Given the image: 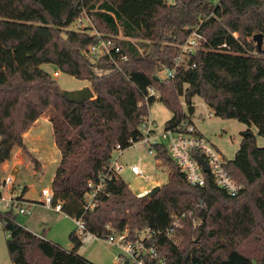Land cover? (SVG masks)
Masks as SVG:
<instances>
[{
	"label": "trees",
	"instance_id": "1",
	"mask_svg": "<svg viewBox=\"0 0 264 264\" xmlns=\"http://www.w3.org/2000/svg\"><path fill=\"white\" fill-rule=\"evenodd\" d=\"M88 12L127 60L87 56L97 35L70 26ZM196 29L205 40L185 57L188 67L175 78H155L162 66H173L180 44ZM234 32L250 49L256 47L254 35H264V0H0V166L15 146L26 150L24 133L47 113L61 152L52 203L82 218L88 231L107 238L112 229L133 234L149 228L157 234L148 244L157 247L164 264H264V254L239 249L252 234L255 213L264 217V147L251 130L227 160L243 185L236 196L220 189L209 173L203 187L190 184L166 147L156 145V158L170 169L156 195L139 196L114 178L98 193V205L86 209L88 182L98 180L116 146L125 150L140 140L139 126L156 101L152 97L150 107L143 102L149 86L173 113L166 128L187 117L180 97L191 104L199 95L216 116L254 124L264 136V57L246 54ZM45 64L90 81L96 97L83 105L67 102ZM26 153L38 170L40 161ZM182 214L183 226L168 234L174 216ZM0 220L14 264H96L78 252L83 242L76 230L70 234L73 247L65 249L18 224L13 210L0 212Z\"/></svg>",
	"mask_w": 264,
	"mask_h": 264
},
{
	"label": "rangeland",
	"instance_id": "2",
	"mask_svg": "<svg viewBox=\"0 0 264 264\" xmlns=\"http://www.w3.org/2000/svg\"><path fill=\"white\" fill-rule=\"evenodd\" d=\"M70 28H88L89 33L92 34H101L108 30L99 19L95 18L94 12L85 13L82 15V21L80 23L75 21ZM119 35L123 37L121 33ZM132 40L137 41L135 39ZM46 65L51 69V73L58 70L50 64ZM97 71L101 73V70ZM163 75L164 73H161V76ZM53 78L63 91L75 90L86 85L92 88L90 81L76 78L64 72ZM180 102L187 113H189V106L194 104L195 110L193 113H189V116L198 129L218 148L225 160L234 159L243 140L242 133L248 132L247 130H251L256 136L257 145L264 147V136L259 134L258 128L254 124L248 125L236 119L216 116L199 95L192 98L191 104L187 103L184 97H180ZM149 115L155 120L157 133H162L166 122L171 119L173 113L160 99H157L149 108ZM43 116L35 122L32 126L33 128L31 127L28 130L27 138L24 136L26 150L15 146L11 158L6 161L7 163L4 162L6 163L5 165L3 163L0 166V191L3 193L6 191L2 181L7 176H11L14 179L12 184L16 188L18 186L27 187L26 196L32 202L30 204L25 203L24 207L29 209V213L21 214L17 208H14L13 212L16 222L28 227L29 230H33L37 234L47 231L45 236L47 240L57 242L63 248L69 249L73 246L70 234L76 230L75 223L68 217L65 218L61 214L63 213L62 211L56 212L41 202L43 200L42 189L45 187L51 188L55 171L61 159V152L54 138L53 126ZM26 151H29L34 158L40 161L38 170L35 168L33 159ZM116 158H119V162L124 167L121 172L122 179L139 196L145 195L155 186L162 188L168 181L170 175L169 166L164 161L157 159L155 153H150L148 145L143 142L132 145L121 154L115 152L113 159L115 160ZM132 164L143 167L147 174L146 178L134 175L129 169ZM7 210H9L8 204L0 201V212ZM255 217L256 223L252 234L239 244V249L248 255L257 257L264 254V217L258 213H255ZM8 237L9 233L4 230L3 221L0 220V264H14L7 247ZM56 238H59V240H56ZM181 239L182 237L180 236L175 237L177 242ZM71 243L72 245H69ZM79 250L78 252H81L82 256L96 264H131L119 261L117 255L121 252V248L104 240H88ZM254 264H258L257 260H254Z\"/></svg>",
	"mask_w": 264,
	"mask_h": 264
},
{
	"label": "built area",
	"instance_id": "3",
	"mask_svg": "<svg viewBox=\"0 0 264 264\" xmlns=\"http://www.w3.org/2000/svg\"><path fill=\"white\" fill-rule=\"evenodd\" d=\"M76 21L80 23L82 17L78 18ZM96 35L98 38L97 41L91 44L86 51V54L93 58L94 61H98L104 57H109L113 61H116V59L117 61H125L128 59L127 54L121 52V48L114 39L103 37L99 33H96ZM233 35L245 49L246 54L264 57V36L260 50L253 37L256 47L252 50L245 43L240 41V34L238 32H234ZM203 40H205L204 37L197 32V29L194 30L187 40L180 44V52L174 56L173 66H162L157 76L159 78H175L176 73L181 67H188L185 62V57L194 55L202 47ZM248 41L251 43L250 37H248ZM223 46H226V44ZM60 73L61 71L58 69L52 72V76L58 77ZM161 73H164V75L161 76ZM152 97H155L157 100L161 98V94L153 86H149L143 101L148 107H150V99ZM141 103L142 101L139 102V104ZM185 113L187 117L173 127H165L162 133H157L155 120L148 114L139 126L141 134L138 142L147 144L149 152L155 154V146L164 145L169 156L178 165L190 184L203 187L206 184V174L209 173L220 189L231 196H236L241 192L243 185L232 176L230 170L227 168V160L222 157L218 148L198 129L195 122L189 116V113L186 111ZM123 151L124 149L118 144L113 154L115 152L121 154ZM198 157H201L208 163L209 171H205ZM123 169L124 167L119 162V158L114 160L112 157L105 170L99 173L98 180H90L88 182V191L86 193L87 210H93L98 205L97 195L105 188L109 181L114 178H122L121 172ZM129 169L134 175L146 178L147 174L143 167L132 164ZM13 181L14 179L11 176H7L3 179L2 184L6 191L5 193L1 192L0 201L8 204L9 210L17 208L21 214L29 213V209L24 207V204H30L32 201H28L24 198L23 190L25 188L22 186L16 188L14 184H12ZM41 195L43 197L41 201L42 204H45L56 212H61V203L57 205L52 203L53 191L51 188H43ZM185 217L186 214H182L181 216L175 215L172 225L167 230L168 234H173L178 228L182 227ZM74 220L76 222V234L83 243L95 239L104 240L109 244L115 245L121 248V252L117 255V259L121 262L131 264L165 263L164 259L159 255L157 247L148 244L149 241L153 239V236L157 234L156 232H152L149 228L136 230L133 234H131L128 229L123 231L112 229L107 238H102L99 234L88 231L86 223L82 218ZM194 223H198L197 219H194ZM108 228H111L110 225H108Z\"/></svg>",
	"mask_w": 264,
	"mask_h": 264
},
{
	"label": "water",
	"instance_id": "4",
	"mask_svg": "<svg viewBox=\"0 0 264 264\" xmlns=\"http://www.w3.org/2000/svg\"><path fill=\"white\" fill-rule=\"evenodd\" d=\"M263 33H256L254 35V40L257 42L258 49H261L262 40H263ZM155 78H159L158 76H155ZM63 97L67 102L70 103H76V104H85L87 100H91L95 98V93L93 89L86 85L82 88L75 89V90H69V91H63ZM195 110L194 105L189 106V113H193ZM248 134V132H243L242 136L245 137ZM198 160L203 164L205 171H209L208 163L202 159L201 157H198ZM160 186L153 187L150 191H148L145 195L146 196H154L160 191Z\"/></svg>",
	"mask_w": 264,
	"mask_h": 264
},
{
	"label": "crops",
	"instance_id": "5",
	"mask_svg": "<svg viewBox=\"0 0 264 264\" xmlns=\"http://www.w3.org/2000/svg\"><path fill=\"white\" fill-rule=\"evenodd\" d=\"M50 67V66H49ZM43 68L44 69H46L47 71H49V72H51V69H49L48 67H47V65L45 66H43ZM79 89V88H78ZM194 105V104H193ZM47 121H49V122H51L50 120H49V117L47 116V115H44L43 116ZM52 124V123H51ZM33 128V127H32ZM29 134V131H27V132H25L24 133V136H25V138H27L26 136ZM7 163V162H6ZM6 163H4L3 165H5ZM26 192H25V194H24V198L25 199H27L28 201H31L30 200V198H28L27 196H26ZM65 218H69V219H71V221H73L74 223H75V225H76V222H75V220L73 219V218H71V217H69L68 215H66L65 213H61ZM26 228H28V227H26ZM70 230H71V227H70ZM70 230H68V231H70ZM32 232H34V233H36L35 231H33V230H31ZM75 231V230H74ZM72 233V232H71ZM37 234V233H36ZM49 234H50V232H49ZM38 235H41V236H46L47 235V231H44L43 233H38ZM56 240H59V238H56ZM51 241V240H50ZM53 242V241H52ZM55 243H57V242H55ZM84 243H86V242H84ZM84 243H83V245H84ZM69 245H72V243L71 244H69ZM82 245V246H83ZM73 246H71V248H72ZM71 248H69V249H71ZM78 251H80V250H78ZM81 255H83L81 252H79Z\"/></svg>",
	"mask_w": 264,
	"mask_h": 264
}]
</instances>
